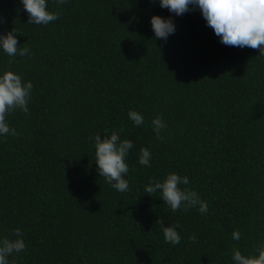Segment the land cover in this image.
<instances>
[{
  "label": "trees",
  "instance_id": "16d2710c",
  "mask_svg": "<svg viewBox=\"0 0 264 264\" xmlns=\"http://www.w3.org/2000/svg\"><path fill=\"white\" fill-rule=\"evenodd\" d=\"M47 7L57 20L27 24L19 0H0V33L15 28L30 50L0 52V71L33 84L28 113L6 116L18 134L0 138V238L19 228L26 243L9 264H232L233 248L251 254L264 240V56L220 43L195 9L173 16L164 42L150 18L172 14L154 0ZM161 114L157 139L151 121ZM116 130L134 143L126 192L99 177L90 141ZM141 148L151 167L138 163ZM170 172L189 178L180 187L207 213L173 212L145 192ZM160 219L179 225V244L165 241Z\"/></svg>",
  "mask_w": 264,
  "mask_h": 264
},
{
  "label": "clouds",
  "instance_id": "9594fccd",
  "mask_svg": "<svg viewBox=\"0 0 264 264\" xmlns=\"http://www.w3.org/2000/svg\"><path fill=\"white\" fill-rule=\"evenodd\" d=\"M57 4L65 3V0H56ZM161 8L167 9L168 17L153 15L150 25L156 39L167 42L170 35L175 34L176 25L173 16H180L193 9L199 10L206 25L210 27L219 38L220 43L226 46L250 47L259 50V56H264V0H154ZM23 10L28 15L27 24L48 25L58 19V14L48 10L47 0H19ZM4 23L0 18V24ZM16 29L0 33V52L8 57L26 56L30 50L17 46ZM33 84L23 80L22 77L11 71H0V138L7 135L15 136L18 133L15 128H10L6 116L15 110L28 113V104L31 99ZM131 122L139 127L143 124L142 114L130 109L127 113ZM152 129L157 139H162L160 133L167 127L161 115H157L151 121ZM120 131H112L101 139L100 134L90 137L95 148L96 172L99 177L117 192H126L129 189L125 177L129 168L126 157L134 148L130 139H121ZM152 155L149 149L141 148L138 163L151 167ZM189 178L170 172L161 179L149 178L145 186L148 194L158 193L160 200L173 212L177 210L187 211L195 208L201 215L207 213L208 205L200 195L187 187ZM160 227L166 242L177 245L181 242L178 224L166 225L163 219L156 221ZM14 239L0 238V264H9V257L20 254L26 249V243L21 229L13 231ZM233 240L239 241V231L232 232ZM192 242L196 241L193 234L188 237ZM232 264H264V240L257 242L253 252L244 255L238 248L231 250Z\"/></svg>",
  "mask_w": 264,
  "mask_h": 264
}]
</instances>
